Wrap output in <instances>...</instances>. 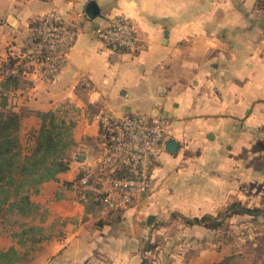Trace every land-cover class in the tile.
I'll return each mask as SVG.
<instances>
[{"label": "crops", "instance_id": "obj_1", "mask_svg": "<svg viewBox=\"0 0 264 264\" xmlns=\"http://www.w3.org/2000/svg\"><path fill=\"white\" fill-rule=\"evenodd\" d=\"M89 3L98 8L92 18L85 11ZM50 13L60 21L83 22L85 30L54 81L28 82L7 94L12 110L23 112L28 130L37 128L38 113L77 121L69 171L30 197L42 217L34 215L31 224L53 233L29 264H142L144 259L153 264L157 214L166 218L176 207H182V218L192 220L214 217L211 206L238 203L257 211L243 219L264 224V164L248 165L250 155L264 159L263 0H0V65L15 62L36 42L35 22ZM116 16L132 23L136 47L112 63L87 30ZM100 111L150 123L165 119L170 140L179 144L175 155L162 157L151 193L118 219L105 209L86 215L77 199L76 179L99 154L98 126L91 115ZM197 156L225 157L228 172L213 181L214 195L203 194L196 181L202 178L193 176L197 171L191 162ZM233 158L239 163L229 167ZM213 167L208 174L216 173ZM206 203L208 210L195 207ZM257 238L253 246L264 248V227Z\"/></svg>", "mask_w": 264, "mask_h": 264}, {"label": "built area", "instance_id": "obj_2", "mask_svg": "<svg viewBox=\"0 0 264 264\" xmlns=\"http://www.w3.org/2000/svg\"><path fill=\"white\" fill-rule=\"evenodd\" d=\"M82 24L60 21L55 13L39 18L34 27L36 42L19 53L11 69L4 73L0 69V78L20 74L26 83L54 81L78 35L85 30ZM87 33L103 45L112 63L136 47L134 27L123 16ZM81 83L88 87L85 81ZM91 120L98 126L99 154L79 173L77 199L85 201L90 195L108 212H126L155 187V171L171 138L170 123L165 119L150 123L132 116L114 118L104 111L93 113Z\"/></svg>", "mask_w": 264, "mask_h": 264}, {"label": "trees", "instance_id": "obj_3", "mask_svg": "<svg viewBox=\"0 0 264 264\" xmlns=\"http://www.w3.org/2000/svg\"><path fill=\"white\" fill-rule=\"evenodd\" d=\"M13 63L14 61L9 60L3 68L9 70ZM25 84L26 81L20 74H8L0 81V220L4 218L11 222L13 219L11 224L34 216L36 207L30 197L39 193L41 185L55 181L58 175L69 171L70 150L74 146L72 131L75 122L65 121L64 116L53 112L38 113L40 121L37 122V128L25 131V143H22L19 133L26 123L21 121L17 113L5 112L7 108L4 101L7 100L8 93L22 89ZM76 180L78 181V178ZM79 203L86 215L98 213L103 209L90 195ZM109 214L116 215L118 219L122 212ZM256 214V210L234 203L224 210L221 220L226 221L236 215ZM208 222L212 224L207 225ZM188 223L213 230L222 225L216 218L207 215L192 219ZM17 228L19 233H15L14 237L17 238L16 246L22 251L15 247L0 249V264L29 263L32 246L43 240L39 227L22 223ZM224 263L223 261L221 264ZM142 264L149 262L144 259Z\"/></svg>", "mask_w": 264, "mask_h": 264}, {"label": "rangeland", "instance_id": "obj_4", "mask_svg": "<svg viewBox=\"0 0 264 264\" xmlns=\"http://www.w3.org/2000/svg\"><path fill=\"white\" fill-rule=\"evenodd\" d=\"M2 68L0 69L4 73L7 68ZM2 79L3 77L0 78V81ZM4 103L6 104L7 108L5 112L12 111L16 113L12 110V107L8 104L7 100L4 101ZM18 115L20 116L21 121H23V112ZM36 118L39 120L37 115ZM25 131H28L27 127L21 129L19 133L22 143H25V137H23ZM251 144L252 150H257V143ZM209 154L211 153L209 152ZM250 157L251 155L248 157L249 166L258 168L264 164V159L259 157ZM224 158L225 157L207 156L203 158L199 156L193 158L191 162L193 165L192 169L195 168L197 171L193 174V176L202 178L201 180L197 179L196 181L200 183L202 190L201 192L203 194L210 193V195H214L217 193L216 188L212 187L213 181H218L228 172V170H225L227 166L224 164ZM232 160L233 162L228 164L229 167L235 166L234 161L239 163L238 159L236 160L233 158ZM182 161L183 160L180 161V164L185 166L186 163ZM212 166H214L213 168H215L217 171L215 174H208V172H210L209 168H212ZM75 186L78 188L77 184H75ZM196 193L197 192L194 194ZM210 195L204 196L207 198ZM207 204L208 203H206L205 206L200 205L195 207H201L205 210H208L209 205ZM192 208L194 207H189L187 215L190 216L192 214ZM210 209L211 211L216 212L214 218H216V220L220 221V224H222L221 227L216 230L189 224L188 222L191 220H188L189 218H182V215L180 214L182 207H176L175 210L168 211L165 215L167 219L162 218L159 216V214H157L159 219L158 222L153 224L155 233L152 239V244L150 245V247H152L151 250H153L154 253L152 255V262L155 263L153 264H221L223 261L225 262L224 264H264V248H256L253 246L257 245V233L258 230L263 229L264 224L262 222L253 221L249 218L243 219V217L246 215H236L232 221H224L221 220L225 210L222 206H211ZM34 215L36 220H41L42 217L38 216L36 212ZM29 219L30 217L20 219L15 224H11L13 219H11V222L6 221L4 218L0 220V222H2L0 223V249H8L10 247L16 246L17 238L14 237V234L19 233L17 228L19 224L24 223L26 225L39 227L41 228L42 234H40L43 237V240L32 246L33 249L30 250L29 254L31 262V260H33L32 255L36 256L44 252V249H42V247L38 248V246L42 245L44 242H47V236L52 234L53 231L49 228L44 231L41 226L31 224L32 222H30ZM211 224V222L207 223V225ZM195 227H200L202 230L200 229L194 231ZM248 236L251 238L249 239ZM248 240L253 242L248 243ZM28 245L30 244L28 243ZM260 245L263 246V244ZM15 248L22 251V249L17 246Z\"/></svg>", "mask_w": 264, "mask_h": 264}, {"label": "water", "instance_id": "obj_5", "mask_svg": "<svg viewBox=\"0 0 264 264\" xmlns=\"http://www.w3.org/2000/svg\"><path fill=\"white\" fill-rule=\"evenodd\" d=\"M86 15L89 18L95 17L98 15V8L94 3H89L86 7ZM179 149V144L174 140H168L165 144V151L169 155H175ZM153 222V217H148L146 223L150 225Z\"/></svg>", "mask_w": 264, "mask_h": 264}]
</instances>
